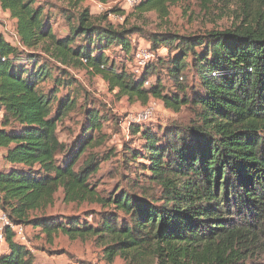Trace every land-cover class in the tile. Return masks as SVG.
<instances>
[{
    "label": "trees",
    "instance_id": "obj_1",
    "mask_svg": "<svg viewBox=\"0 0 264 264\" xmlns=\"http://www.w3.org/2000/svg\"><path fill=\"white\" fill-rule=\"evenodd\" d=\"M184 1L140 0L135 9L163 17L169 6ZM67 2L77 7L81 0ZM0 8L15 19L22 44L15 47L0 33V147L8 163L0 169V209L12 221L40 229L48 242L58 233L71 240L93 238L106 260L119 256L128 264H246L263 248L260 13H246L220 31L146 35L156 59L135 77L124 60L131 56V36L143 33L141 27L114 25L87 8L72 14L47 4L45 11L38 0H0ZM58 17L64 31L54 27ZM161 45L168 49L164 57L157 53ZM113 46L123 64L105 53ZM160 67L172 83L170 91L161 84ZM76 69L102 77L118 97L141 104L153 98L172 111H191L187 125L158 130L150 122L129 125L130 142L143 141L142 152L128 142L123 145L124 166L136 165L128 173L134 175L129 185L134 190L103 195L90 182L109 158L92 150L104 137L97 109L85 107L71 142L58 137L57 123L75 106L71 70ZM152 73L155 80L145 85ZM48 79L52 84L45 88ZM58 190L65 203L97 204L101 210L45 214ZM36 211L41 213L31 215ZM5 242L0 264H36L34 253L9 229Z\"/></svg>",
    "mask_w": 264,
    "mask_h": 264
},
{
    "label": "rangeland",
    "instance_id": "obj_2",
    "mask_svg": "<svg viewBox=\"0 0 264 264\" xmlns=\"http://www.w3.org/2000/svg\"><path fill=\"white\" fill-rule=\"evenodd\" d=\"M107 1H110L107 8L99 11L91 0H81L77 7L71 6L67 0H38L44 6L45 11L49 9L47 4L64 9L72 14L87 8L93 17L105 15L107 21L114 25L141 27L143 33L131 36V56L138 45L146 43L150 46V41L146 36L150 33L170 31L190 35L210 30H225L231 28L234 24H238L242 19V15L246 13H248L247 15L260 13L261 19H264V0H213L210 3H204L202 0H186L169 6L167 14L163 17H159L153 11L138 13L135 9L136 4L128 6L119 1L114 2L115 0ZM50 11L56 13L53 9ZM58 18V24L54 27L64 31L63 19ZM2 19H0V33L6 26L9 28L14 27L9 18ZM113 47L106 50L105 53L115 63L123 64V62H120L122 59L118 58V47H114V49ZM167 52V47L163 45L157 49L159 57H164ZM129 61L125 59L124 65L130 73ZM71 71L75 79V83L72 85L74 90L71 94L75 99V106L57 123L59 139L65 143L71 142L80 130L85 107L92 106L97 109L102 116L101 133L104 137L102 139L103 143L98 144L92 150L100 154H108L109 158L100 163L98 171L90 178V182L103 195L112 194L121 189L134 190L129 188L131 178L134 175L128 173L129 170L134 171L136 165L132 163L130 169L124 166L123 145L128 142L142 152L139 148L143 143L142 140L134 139L130 142L132 138L128 120L136 115L145 104H141L139 101L132 102L125 96L118 97L115 91L109 90L107 82L99 75H90L85 70L76 69ZM158 73L165 90H172V83L163 67L158 69ZM57 74L58 71L53 68V75ZM155 77V74H150L147 85L153 83ZM186 79L189 82L192 81L190 71H187ZM51 84V79L43 83L45 88H48ZM192 119L193 116L188 108L182 107L179 111H172L158 101L152 119L146 123H152L155 130H158L173 123L187 125ZM142 161V159L138 160L141 163ZM62 197V190H58L55 194L54 203L43 212L45 214L83 215L91 209L101 210L97 204L84 203L77 205L65 203ZM39 213L41 212L36 211L31 215ZM88 221L92 222V218L89 217ZM27 234L28 244L32 249L31 252L35 255L36 264H128L119 256L114 257L112 261L106 260L103 256L102 246L93 238L71 240L66 235L58 233L52 242H48L45 234L40 229H35L29 225L27 226ZM246 264H264V246L256 254L248 257Z\"/></svg>",
    "mask_w": 264,
    "mask_h": 264
},
{
    "label": "built area",
    "instance_id": "obj_3",
    "mask_svg": "<svg viewBox=\"0 0 264 264\" xmlns=\"http://www.w3.org/2000/svg\"><path fill=\"white\" fill-rule=\"evenodd\" d=\"M119 1L124 5L132 6L137 4L140 0H115L114 2ZM94 3L95 7L99 11H103L110 4V1H101V0H91ZM110 15V14H109ZM115 17V16H114ZM2 36L6 41H8L11 45L15 47L22 48V44L18 39L16 31L14 27H4L1 32ZM155 58V51H153L149 44L142 43L137 46L134 50L132 56H130L127 60L129 61L128 67L130 68V73L135 77L139 76L142 71L146 68L148 63L153 61ZM148 84V81H145V85ZM159 100L150 98L148 102L134 115L128 120V127L132 123L143 124L150 121L153 117V112L155 109V105ZM1 111V110H0ZM1 119V117H0ZM9 229L14 234V239L32 251L31 247L28 244L27 238V226L23 223H16L12 221L7 214L0 209V255L6 249L5 242V230Z\"/></svg>",
    "mask_w": 264,
    "mask_h": 264
},
{
    "label": "crops",
    "instance_id": "obj_4",
    "mask_svg": "<svg viewBox=\"0 0 264 264\" xmlns=\"http://www.w3.org/2000/svg\"><path fill=\"white\" fill-rule=\"evenodd\" d=\"M0 11H1V13H0V19L7 17V18L10 19L9 21H11L12 23H14L15 19H13V18L10 17L9 11L2 10L1 8H0ZM2 20L4 21V19H2ZM1 116H2V110L0 111V117ZM4 151H5L4 148L0 147V169L8 166V163L3 158Z\"/></svg>",
    "mask_w": 264,
    "mask_h": 264
}]
</instances>
